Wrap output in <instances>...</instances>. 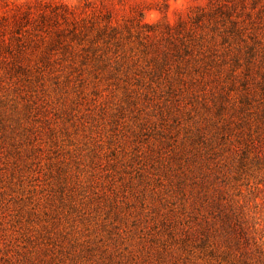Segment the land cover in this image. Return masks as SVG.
<instances>
[{
	"label": "rangeland",
	"instance_id": "1",
	"mask_svg": "<svg viewBox=\"0 0 264 264\" xmlns=\"http://www.w3.org/2000/svg\"><path fill=\"white\" fill-rule=\"evenodd\" d=\"M209 1L49 0L78 34L0 65V264H264V167L204 176V97L173 115L145 85L161 31Z\"/></svg>",
	"mask_w": 264,
	"mask_h": 264
},
{
	"label": "trees",
	"instance_id": "2",
	"mask_svg": "<svg viewBox=\"0 0 264 264\" xmlns=\"http://www.w3.org/2000/svg\"><path fill=\"white\" fill-rule=\"evenodd\" d=\"M66 7L24 1L0 16V65L7 73L26 75L32 66L28 50L41 43L36 63L49 64L52 51L70 33L78 34L60 28V20H68ZM150 62L145 85L155 97H164L168 113L174 115L185 97L190 112H198L199 94L213 113L187 137L204 176L218 183L233 165L238 176L264 167V0H210L177 25L165 26ZM214 187L220 192L219 184Z\"/></svg>",
	"mask_w": 264,
	"mask_h": 264
}]
</instances>
